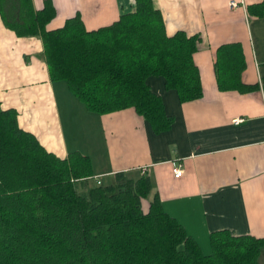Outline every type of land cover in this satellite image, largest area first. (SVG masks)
Listing matches in <instances>:
<instances>
[{
	"label": "trees",
	"instance_id": "1",
	"mask_svg": "<svg viewBox=\"0 0 264 264\" xmlns=\"http://www.w3.org/2000/svg\"><path fill=\"white\" fill-rule=\"evenodd\" d=\"M249 15L264 16V0L246 4ZM49 0L34 9L31 0H0L4 24L16 35H37L50 80H62L85 109L105 113L132 107L154 130L171 122L148 79L183 101L200 96L192 61L198 34H166L152 0H134L108 24L86 29L76 12L51 29ZM239 42L214 51L218 89L248 91ZM264 91V76L261 77ZM203 252L182 224L166 212L145 172L136 177L114 171L102 180L88 156L60 157L18 126L16 110L0 102V264H258L264 236L208 234Z\"/></svg>",
	"mask_w": 264,
	"mask_h": 264
},
{
	"label": "crops",
	"instance_id": "2",
	"mask_svg": "<svg viewBox=\"0 0 264 264\" xmlns=\"http://www.w3.org/2000/svg\"><path fill=\"white\" fill-rule=\"evenodd\" d=\"M53 16L45 28L60 26L76 12L86 29L115 20L134 0H49ZM152 0L166 34H198L192 61L201 86L198 97L179 101L161 77L148 83L171 116L154 130L132 107L96 113L85 109L62 80H50L37 35H16L0 15V102L16 110L18 126L63 157L86 154L102 180L121 170L149 175L163 209L182 224L203 252L208 234L264 236V16L249 15L246 4L260 0ZM39 9L43 0H31ZM239 42L244 57L241 80L248 91L218 89L214 51ZM181 165L174 176L170 162ZM264 264V246L258 255Z\"/></svg>",
	"mask_w": 264,
	"mask_h": 264
},
{
	"label": "built area",
	"instance_id": "3",
	"mask_svg": "<svg viewBox=\"0 0 264 264\" xmlns=\"http://www.w3.org/2000/svg\"><path fill=\"white\" fill-rule=\"evenodd\" d=\"M230 5H233L234 4V1L233 0H230L229 1ZM170 170L172 172V174L174 176H179L182 172V169H181V165L179 163H176L174 161H171L170 162Z\"/></svg>",
	"mask_w": 264,
	"mask_h": 264
},
{
	"label": "rangeland",
	"instance_id": "4",
	"mask_svg": "<svg viewBox=\"0 0 264 264\" xmlns=\"http://www.w3.org/2000/svg\"><path fill=\"white\" fill-rule=\"evenodd\" d=\"M209 245V244H208ZM206 253H207V251H206Z\"/></svg>",
	"mask_w": 264,
	"mask_h": 264
}]
</instances>
